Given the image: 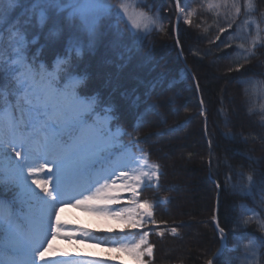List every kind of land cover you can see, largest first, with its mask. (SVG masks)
I'll return each instance as SVG.
<instances>
[{"label": "snow or ice", "instance_id": "obj_1", "mask_svg": "<svg viewBox=\"0 0 264 264\" xmlns=\"http://www.w3.org/2000/svg\"><path fill=\"white\" fill-rule=\"evenodd\" d=\"M189 2L168 0L175 12L170 34L179 33L181 20L192 26L201 10L219 17L221 9H229L223 13L226 25L220 24L209 40L212 44L223 43L221 34L242 14L251 17L257 10L255 0H199L195 7ZM166 19L171 17L163 15V0H0V192L11 193V199L0 198V264H108L101 259H69L54 247L57 239L114 248L136 264H153L155 245L150 236L177 237L179 228L187 226L168 227L167 220L156 219L157 209L171 203L168 198L144 197L146 190H163L164 173L162 165L150 162L151 153L140 147L145 142L139 139L143 123L132 131L120 125L111 103L101 101L98 94H86L87 76L77 71L80 58L94 49L107 26L114 24L116 41L127 36L129 28L133 39L142 40L153 31L163 32ZM243 26L255 33L247 46H237L248 62L257 47L264 46V29L255 19H245ZM41 33L53 42L66 39L63 54L52 64L39 59L44 47H36ZM176 45L180 47L179 39ZM230 46L224 43L225 48ZM259 91L264 92V85ZM145 104L153 111L158 107ZM260 108L264 113V104ZM200 115L205 116L203 100ZM246 180L250 194L257 182L254 174ZM69 207L114 221L119 228L93 232L69 227L60 217L61 210ZM239 207L242 213L252 212L244 225L254 218L258 221L255 210ZM211 220L220 243L214 256L219 259L239 250L241 236L247 234L236 235V246L229 249L218 209ZM261 249L264 239L256 237L243 245L246 259ZM235 259L225 258L222 264H234ZM207 264H214L213 259Z\"/></svg>", "mask_w": 264, "mask_h": 264}, {"label": "trees", "instance_id": "obj_2", "mask_svg": "<svg viewBox=\"0 0 264 264\" xmlns=\"http://www.w3.org/2000/svg\"><path fill=\"white\" fill-rule=\"evenodd\" d=\"M255 2L257 10L252 18L264 26L261 16L264 0ZM198 3L199 0H190L189 6L195 7ZM228 11L221 9L222 14L218 17L201 10L192 26L180 22V31L175 37L170 34L175 23L174 4L169 8L168 0H163V15L171 17L163 21V32L153 31L140 40L132 38L129 28V34L123 36L121 33L123 39L116 41L114 24L107 26L94 49L78 62L77 71L87 76L86 94H98L101 101L111 103L120 125L128 131L143 123L139 128V139L145 142L140 147L151 153L150 161L162 165L164 173L160 180L163 190H146L144 197L171 201L157 209L156 219L167 220L168 227L187 225L179 228L177 237L169 234L163 238L150 236L155 245L153 264H207L220 244L211 220L216 209L219 223L228 237L229 249L236 246V235L247 234V238L241 236L239 250L226 252L214 264H222L225 258H236L234 264H264V249L247 259L243 250V245L252 237L264 239L261 229V223H264V127L261 126L264 113L260 108L264 104V92L259 91L264 85V46H258L248 62L239 55L242 49L237 46H247L250 41L243 26L249 17L243 14L227 33L221 34L223 43H209L218 26L226 25L228 17L223 13ZM177 39L186 67L180 59ZM224 43L231 46L225 48ZM40 45L44 47L39 59L52 64L57 55L63 54L66 39L53 42L45 40L41 33L36 47ZM240 65V71H235ZM212 76L216 78L212 80ZM201 100L207 119L208 142L203 134ZM145 101L147 105L158 107L155 111L148 109ZM178 125L183 127L172 131ZM128 139L125 137L126 141ZM209 140L212 141L211 150ZM192 143L194 147L187 148L185 153L190 160L179 176L175 172L179 162L177 150ZM249 174H254L257 182L250 194L245 187ZM187 176L191 177L190 183L183 181ZM207 186L210 198L205 216L198 205L194 209L177 206L191 190L198 193ZM173 188L174 191L170 190ZM1 194L11 198L10 192L2 191ZM191 197L198 200L200 195L192 194ZM240 205L255 210L258 221L254 218L244 225L242 221L252 212L242 213ZM237 223L241 225L239 228L235 227ZM193 229L200 233L197 245L188 242ZM183 245L185 255L180 256L178 249ZM168 246L175 248L163 252L162 248Z\"/></svg>", "mask_w": 264, "mask_h": 264}, {"label": "rangeland", "instance_id": "obj_3", "mask_svg": "<svg viewBox=\"0 0 264 264\" xmlns=\"http://www.w3.org/2000/svg\"><path fill=\"white\" fill-rule=\"evenodd\" d=\"M249 19H253L252 16L249 17ZM260 27L261 29H264L263 25H260ZM246 34L249 35L251 39L250 33L246 32ZM251 34L254 35L255 34L254 31H252ZM261 35L264 36V31L261 32ZM215 78L216 76H212L211 79L214 80ZM232 95L234 96V93H232ZM190 147L192 149L194 147V143L187 145L185 148L183 147L177 150L178 154L177 153L176 154H177L179 162H178V170L175 172L178 173L179 176L183 168H186V163L190 160L189 158L186 157V154H185ZM208 174H209V171H208ZM190 178L191 177L187 176L183 179V181L186 183H190ZM192 194H196V195L199 194L200 198L198 200H194L191 197ZM209 198H210V189L207 186V188L204 189L202 192L193 193L191 190L189 194L187 193L185 197H183L182 199L178 201L177 206L194 209L195 206L198 205L201 207L203 211L202 214H204L205 216L208 210ZM60 217H61V220L66 222V224L69 227L81 226L84 229L91 230L93 232L94 230L98 232V230L104 229L107 227H111L113 229L119 228V225L114 221L100 218L95 215L89 214L87 212L81 211L79 209L70 208V207L61 210ZM199 235L200 233H198L196 229L195 230L193 229V231L191 232L188 238V242L193 245L199 244V240H200ZM53 245L58 250L59 253H66L68 258L72 260L90 258V259L105 260V261H108V264H136V262L128 255L122 252H118L114 248L105 247V246L97 245L94 243H89V242H84V241L77 242L76 240L57 239L53 241ZM173 247L168 246L166 248L163 247L162 249H163V252H166L168 249H172ZM185 249H186L185 245L180 246L178 249V254L180 256L185 255Z\"/></svg>", "mask_w": 264, "mask_h": 264}, {"label": "water", "instance_id": "obj_4", "mask_svg": "<svg viewBox=\"0 0 264 264\" xmlns=\"http://www.w3.org/2000/svg\"><path fill=\"white\" fill-rule=\"evenodd\" d=\"M174 36H176V35H174ZM178 48V52H179V54H180V56H181V53H180V48L179 47H177ZM181 59H182V62H183V64H185L184 63V60H183V58H182V56H181ZM194 83H195V81H194ZM197 97H198V99L200 100V95H199V93L197 94ZM200 107H201V104H200ZM202 118H203V120H204V138H205V140H206V142H208V139H207V135H205V124L207 123V119H206V116H202ZM214 229H215V225H214ZM220 248V245H219V247H218V249ZM217 252V250L215 251V253ZM214 253V254H215ZM214 254L212 255V257L210 258V259H213V261H215V259H217L215 256H214Z\"/></svg>", "mask_w": 264, "mask_h": 264}, {"label": "bare ground", "instance_id": "obj_5", "mask_svg": "<svg viewBox=\"0 0 264 264\" xmlns=\"http://www.w3.org/2000/svg\"><path fill=\"white\" fill-rule=\"evenodd\" d=\"M180 59H181V57H180ZM181 61H182V59H181ZM185 63V62H184ZM185 67H186V64H183ZM187 69V68H186ZM188 71V70H187ZM206 125H207V123H206ZM219 238V237H218ZM220 245V244H219ZM219 247V246H218ZM218 249V248H217ZM88 259H90V258H88Z\"/></svg>", "mask_w": 264, "mask_h": 264}]
</instances>
